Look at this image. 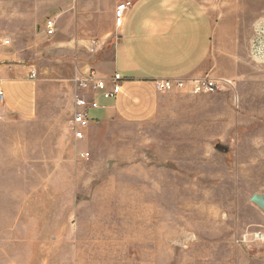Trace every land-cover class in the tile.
Instances as JSON below:
<instances>
[{
    "label": "rangeland",
    "instance_id": "obj_1",
    "mask_svg": "<svg viewBox=\"0 0 264 264\" xmlns=\"http://www.w3.org/2000/svg\"><path fill=\"white\" fill-rule=\"evenodd\" d=\"M201 1L224 91L166 93L89 160L69 100L56 121L0 115V264H264V0Z\"/></svg>",
    "mask_w": 264,
    "mask_h": 264
},
{
    "label": "crops",
    "instance_id": "obj_2",
    "mask_svg": "<svg viewBox=\"0 0 264 264\" xmlns=\"http://www.w3.org/2000/svg\"><path fill=\"white\" fill-rule=\"evenodd\" d=\"M124 1L132 6L118 27L114 14ZM0 13L2 118L35 120L48 111L55 120L67 99L66 127L79 147L72 131L75 73L95 69L103 77L118 73L124 79L116 99H99L103 108L91 111L82 151H93L110 129L143 127L156 119L167 95L153 81L221 77L213 53L215 22L201 0H31L26 5L12 0L11 9ZM49 19L56 23L52 36L46 30Z\"/></svg>",
    "mask_w": 264,
    "mask_h": 264
},
{
    "label": "built area",
    "instance_id": "obj_3",
    "mask_svg": "<svg viewBox=\"0 0 264 264\" xmlns=\"http://www.w3.org/2000/svg\"><path fill=\"white\" fill-rule=\"evenodd\" d=\"M132 6L130 1H124L117 5L114 18L116 26L120 27L124 21L125 12ZM47 34L52 36L55 34L56 23L53 19L46 22ZM9 44V41H5ZM96 43L90 49L91 53L95 52ZM32 78L36 77L33 72ZM73 82L76 85L74 94L75 113L72 121V131L74 137L78 141L85 139V130L90 126L91 111L103 108L99 99L111 101L116 99L122 90L124 79L118 73L111 77H103L95 69H89L85 72L75 73ZM155 89L159 93H169L173 91H183L190 87L193 94H214L222 92L226 89V85H230V81H223L205 77L202 79L185 81L180 79H159L153 81ZM4 100V94L0 90V101ZM80 160H89L91 153L88 151L78 154Z\"/></svg>",
    "mask_w": 264,
    "mask_h": 264
},
{
    "label": "water",
    "instance_id": "obj_4",
    "mask_svg": "<svg viewBox=\"0 0 264 264\" xmlns=\"http://www.w3.org/2000/svg\"><path fill=\"white\" fill-rule=\"evenodd\" d=\"M252 203L259 207L264 212V196L254 195L252 198Z\"/></svg>",
    "mask_w": 264,
    "mask_h": 264
}]
</instances>
